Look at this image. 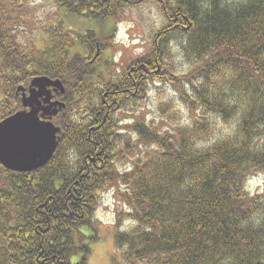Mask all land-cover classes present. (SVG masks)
I'll use <instances>...</instances> for the list:
<instances>
[{"label":"trees","instance_id":"trees-1","mask_svg":"<svg viewBox=\"0 0 264 264\" xmlns=\"http://www.w3.org/2000/svg\"><path fill=\"white\" fill-rule=\"evenodd\" d=\"M132 1L57 0L97 21ZM157 1L167 27L147 55L104 85L94 62L65 47L84 43L96 56L97 32L76 39L52 27L51 46L37 48L18 33L30 0H0V121L21 108L19 88L33 77L60 78L66 88L48 163L27 172L0 163V264H89L96 212L110 191L133 223L126 231L120 217L116 223L125 264H264V185L248 186L264 174V0ZM137 69L144 90L131 79ZM149 79L170 84L195 113L188 125L172 101L160 107L171 131H157L154 121L118 123L119 111L142 107ZM219 121L233 130L214 138ZM125 159L132 167L121 173Z\"/></svg>","mask_w":264,"mask_h":264},{"label":"rangeland","instance_id":"rangeland-1","mask_svg":"<svg viewBox=\"0 0 264 264\" xmlns=\"http://www.w3.org/2000/svg\"><path fill=\"white\" fill-rule=\"evenodd\" d=\"M241 1V0H229ZM30 7V17L24 20L19 27L18 33L21 40L34 41L37 48L48 49L51 46L53 31L50 28L55 27L57 34H73L79 38L87 34L90 30L97 32L102 50L95 56L94 50H90L84 43H78L76 46H65L69 54H82L86 61L94 62L96 72L101 75L103 84H109L112 80L120 77L132 66L136 59L147 55L156 42L158 33L163 31L168 25V19L162 12L163 3L157 0H140L124 8L118 9V17L109 19L94 20L85 15L70 13L62 8L57 0H30L27 2ZM47 30L50 32L48 33ZM178 64L188 71V65L182 58L179 43L173 42ZM95 56V57H94ZM94 57V58H93ZM94 69V70H95ZM131 72V71H130ZM97 76H94V79ZM98 84L97 82H95ZM145 87L144 81L141 88ZM147 94L142 98V107L134 112L121 110L117 114L118 123L121 126H127L135 121H151L157 125V131H171V119L164 116L161 106L172 101L174 107L179 111L184 125H188L194 118L195 113L188 109V105L183 103L170 84L160 83L156 79H149L146 82ZM144 90V89H143ZM144 96V94H143ZM81 115V114H80ZM79 116V115H78ZM83 119L80 116L78 119ZM120 126V127H121ZM233 126L224 124L221 121L215 130V137L219 138L232 133ZM120 132V131H119ZM122 133H127L124 129ZM134 141L138 142V137L132 133ZM133 141V142H134ZM144 148L145 145L141 144ZM123 162L118 163V169L121 173L129 170L132 164ZM264 185V174L252 175L249 178L248 186L250 191H261ZM121 199L114 191L102 194L100 205L96 216L98 219V228L96 233L99 238L95 242H89L92 246V253L89 257V264H125L123 254L117 251L114 242V235L117 229L116 223L120 217L123 222L120 226L121 231H126L132 226L131 219L122 215L130 211L128 206L121 203Z\"/></svg>","mask_w":264,"mask_h":264},{"label":"water","instance_id":"water-1","mask_svg":"<svg viewBox=\"0 0 264 264\" xmlns=\"http://www.w3.org/2000/svg\"><path fill=\"white\" fill-rule=\"evenodd\" d=\"M48 87H53L57 92H65L60 79L35 77L30 85L29 96L21 88L24 109L0 122V163L4 167L19 172L31 171L48 163L55 153L61 129L51 118L65 104L60 101L50 102L51 96L48 95L43 105L40 98ZM52 107L56 108L50 112ZM47 116L49 120L45 119Z\"/></svg>","mask_w":264,"mask_h":264},{"label":"flooded vegetation","instance_id":"flooded-vegetation-1","mask_svg":"<svg viewBox=\"0 0 264 264\" xmlns=\"http://www.w3.org/2000/svg\"><path fill=\"white\" fill-rule=\"evenodd\" d=\"M139 72V69H137L136 71H134V70H131V72L130 73H134V72ZM142 72L140 71L139 72V76L136 78V77H134V76H132L131 77V79L132 80H136V79H138V81H137V88H136V91H138L139 90V88L141 87V84H142ZM53 79H55V78H53ZM45 91V93H47V94H45L44 93V95L41 97V101H43L44 100V98H46L48 95H50L51 96V99H50V101H55V100H57V101H62V102H64L63 101V96H64V94L66 93H63V92H61V91H56L53 87H48L47 89H45L44 90ZM49 91H50V93H49ZM54 109H55V107H53V108H51L50 109V112H52V111H54ZM58 115H60V112L57 114V115H53L52 116V120L54 121L55 120V118H57V116ZM45 119H47V120H49V117L47 116ZM55 122V121H54Z\"/></svg>","mask_w":264,"mask_h":264},{"label":"bare ground","instance_id":"bare-ground-1","mask_svg":"<svg viewBox=\"0 0 264 264\" xmlns=\"http://www.w3.org/2000/svg\"><path fill=\"white\" fill-rule=\"evenodd\" d=\"M53 102H57V100L53 101Z\"/></svg>","mask_w":264,"mask_h":264}]
</instances>
